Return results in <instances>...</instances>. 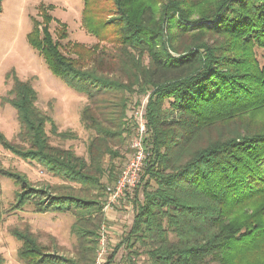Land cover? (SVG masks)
I'll use <instances>...</instances> for the list:
<instances>
[{
    "label": "trees",
    "instance_id": "1",
    "mask_svg": "<svg viewBox=\"0 0 264 264\" xmlns=\"http://www.w3.org/2000/svg\"><path fill=\"white\" fill-rule=\"evenodd\" d=\"M48 7H40L43 19H33L28 41L54 75L87 96L82 121L93 131L88 159L49 143L46 124L57 133L56 124L38 108L31 82L16 75L7 100L28 147L1 131L0 143L66 179L99 186L104 156L121 157L131 133L124 91L150 92L144 200L135 199L123 241L142 244L151 264H264V64L258 58V49L264 50V0H84V27L125 53L128 83L107 75L113 71L105 66L116 57L106 45H63L64 23L56 39L50 29L53 5ZM120 93L116 107L106 104ZM107 171L110 180L117 178L114 163ZM94 206L101 212V202L68 195L51 196L49 208L74 209L84 218ZM18 236L26 264H61L29 234Z\"/></svg>",
    "mask_w": 264,
    "mask_h": 264
},
{
    "label": "rangeland",
    "instance_id": "2",
    "mask_svg": "<svg viewBox=\"0 0 264 264\" xmlns=\"http://www.w3.org/2000/svg\"><path fill=\"white\" fill-rule=\"evenodd\" d=\"M50 5H53L49 11L54 17L50 29L56 39H59L64 23L68 37L61 40L63 45L69 41H77L87 47L98 43L103 47L106 45L116 57L105 66L106 70L113 71L107 75L124 83L131 80V70L127 67L130 64L126 61L125 53L113 45L100 42L84 27V0H3L0 15V131L13 143L28 147L20 137L21 123L17 110L7 100L13 97L9 91L16 75L21 80L31 82L37 92L38 108L52 117L56 124L57 133L53 131L50 121L46 124L49 143L72 149L77 155L88 159V143L93 131L87 129L82 121V110L88 104L87 96L70 88L54 75L43 55L28 41L33 19H43L40 7L49 8ZM210 39L207 35L206 40ZM258 58L264 64L263 49H258ZM142 62L147 65L148 58L143 57ZM149 94L124 91L123 96L128 103L126 121L131 133L126 143L121 145V157L112 159L109 155L104 156L101 165L105 173L98 175L101 182L99 186L66 179L38 159L23 158L0 143V264H26L20 257L23 241L19 233L32 236L44 253L56 255L61 264H105L112 254L115 256L111 264H151L142 244L129 246L123 241L133 224L135 199L144 200L141 179L135 188L126 191L107 208L111 197L109 188L117 184L131 158V143L137 127L143 122L148 129L146 108ZM121 97L122 93L119 98H113V102L106 104L110 106L112 103L116 107ZM115 107L106 110L115 112ZM68 131L71 132L70 137L59 136L60 132ZM148 152L150 155V150ZM113 163L117 178L110 180L107 168H111ZM11 173L23 176L24 181L12 178L9 175ZM90 173L96 175L93 171ZM23 192H26L25 198L21 201L19 194ZM68 195L101 202L102 210L99 212L98 207L94 206L91 213L82 218L75 214L74 209L49 208L51 196ZM95 232L97 235H94ZM136 251L138 254L134 253Z\"/></svg>",
    "mask_w": 264,
    "mask_h": 264
},
{
    "label": "built area",
    "instance_id": "3",
    "mask_svg": "<svg viewBox=\"0 0 264 264\" xmlns=\"http://www.w3.org/2000/svg\"><path fill=\"white\" fill-rule=\"evenodd\" d=\"M148 136V129L145 127L143 122L137 127L135 134L132 138L131 158L123 170L117 184L109 188L111 197L107 202V208L119 200L126 191L135 188L141 179V172L145 165V160L149 155L145 141Z\"/></svg>",
    "mask_w": 264,
    "mask_h": 264
}]
</instances>
